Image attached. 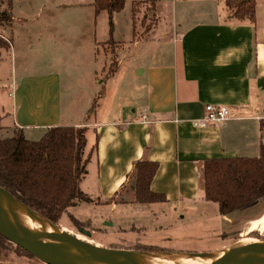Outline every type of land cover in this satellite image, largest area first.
Segmentation results:
<instances>
[{
    "label": "crops",
    "instance_id": "1",
    "mask_svg": "<svg viewBox=\"0 0 264 264\" xmlns=\"http://www.w3.org/2000/svg\"><path fill=\"white\" fill-rule=\"evenodd\" d=\"M76 1L75 5L85 12L81 20L73 17L70 24L52 21L64 6L56 0L49 9L38 3L35 18H29L26 9L17 15L12 7V47L6 55L0 52V68L9 65L13 77L20 63L21 73L8 87L3 89L0 85V124L5 131L23 130L26 139L37 135L41 139L53 127L84 128L89 161L79 186L93 201L89 205L112 206V210L135 205L166 207L144 212L133 208L130 213L136 216L127 218L134 227L116 221L121 231L138 229L155 233L184 225L187 214L193 212L197 203L206 202L205 160L259 156L260 123L264 120V10L261 8L264 2L256 1L255 23L232 17L228 9L223 12L224 18L215 21L199 19L178 28L175 20L174 31L163 30L161 34L160 41L171 47L167 54L163 45L147 54L139 50L151 41L157 27L144 37L134 38L133 32L119 36L115 26L114 37L123 46L118 53L126 45L133 46L137 52L118 58L112 77L120 76L122 60L128 59L131 71L122 80L127 78L132 88L127 104L122 102L113 110L102 109L99 114L100 108L98 112L95 109L100 91L94 86L86 94L87 100L83 92L76 91L74 86L80 75L75 69L77 64H72L87 62L89 69L85 70L91 73L90 82H93L98 71V48L107 38L104 33V39H98V22L101 17L109 16L106 12L95 16L94 0ZM12 6L15 7V0ZM121 13L115 14L114 20ZM16 23L26 32L19 50L13 42ZM38 47H44L43 55L47 58L52 55L70 62L65 90L64 75L38 71ZM104 57L102 64L106 65V54ZM2 79L0 76V84ZM207 105L227 107L230 118L220 125L196 127L194 122L203 118ZM95 113L92 121L90 116ZM90 133L91 146L87 147ZM141 161L158 164L151 191L165 196V202L136 203L134 173L135 165ZM79 222L92 226L90 220ZM96 230L103 231L100 227ZM258 231H264V211L251 221L248 229L251 234ZM18 258L21 262H17ZM5 263L36 264L9 250L5 254L0 252V264Z\"/></svg>",
    "mask_w": 264,
    "mask_h": 264
},
{
    "label": "rangeland",
    "instance_id": "2",
    "mask_svg": "<svg viewBox=\"0 0 264 264\" xmlns=\"http://www.w3.org/2000/svg\"><path fill=\"white\" fill-rule=\"evenodd\" d=\"M15 0V7L12 6L17 15L22 14V10L26 9L29 18L37 17L38 13V3L46 6V9L51 8L54 0ZM61 5V11H57L53 16V22L70 24L73 20V17L81 20L83 17L84 10H80L79 6L75 5L76 0H56ZM227 0H135L132 3V0L128 2V7L123 13L118 15L114 21V26H117V33L119 36L123 37L128 35V32L134 33V38L137 36L144 37L149 34L151 30L155 27L156 30L151 34V41H148L147 45L140 47V52L147 54L151 50H158V46L163 45L165 53L171 51V47L168 48L167 44H163L161 34L163 30L170 29L174 31V21H177L178 28L183 27L186 23H191L195 20L204 19V20H217L222 16L225 17L224 13L227 10L226 7ZM8 0H0V9H4L7 5ZM264 2V0H263ZM72 3V4H71ZM264 10L262 5L261 7ZM232 13V12H231ZM45 16V14H44ZM43 16V17H44ZM47 17V16H46ZM109 19L107 16L101 17L98 22V32L97 37L99 40L104 39V33L107 38L105 42L100 44L98 48V61L96 62V67L98 68L97 73H94L93 82L91 80V73L85 69H89L87 62H75L77 67L75 68L80 75L77 84L74 86V89L85 94L86 100L88 99L87 93H90L94 86L99 90V97L97 98V107L95 109L99 114L102 109H112L115 108L118 104L122 102L127 104L129 98V93L131 92V84L129 80L123 79V76L131 71V64L129 60L123 59V65L121 66L118 74L120 76L114 78L113 75L109 74V71L112 67L115 66L117 60L121 59L123 55L129 54L130 52L135 51L131 45H126L124 49L118 53V49L122 46L119 40L114 37V34L108 38V25ZM13 42L15 43V49L19 50V44L25 38V33L23 32L21 25L16 23L13 25ZM114 28V33H115ZM132 30V31H131ZM11 29L6 26L0 25V34L5 38L11 37ZM66 33V32H65ZM69 33V31L67 32ZM43 34V32L41 33ZM42 41V39H38ZM166 42V41H165ZM172 46V40L169 41ZM40 46V45H38ZM137 48V47H136ZM44 47H38V71L43 73H58L59 75H64L66 78H62V84H64V90L66 88L65 82L68 81L67 68L69 67L70 62H62L61 60L55 59V56L46 57L43 55ZM0 52L3 55H6L5 50ZM117 53L119 56L117 57ZM107 56L106 65L102 64V61L105 60L104 56ZM55 57V58H54ZM9 58V57H8ZM119 58V59H118ZM10 63V60L7 59ZM20 63L17 64L16 72H14L13 77L11 76V69L8 65L7 67L0 68V76L3 77L2 85L3 89L8 87L11 82L19 77L21 73L19 71ZM63 76V77H64ZM96 76V79H95ZM83 77V78H82ZM122 80V81H121ZM81 102H84V98L81 99ZM86 102V101H85ZM92 114V113H91ZM95 114L91 115V120L95 118ZM112 113H110V116ZM11 132L6 133L3 131L0 135L1 137L6 134H12ZM38 134V132H37ZM89 137V138H88ZM87 147L91 146L92 134H88ZM38 141V135L29 138L28 140ZM35 139V140H32ZM40 140V139H39ZM87 148L85 149L86 152ZM88 157L87 154H84V158ZM83 179V178H82ZM81 182V181H80ZM80 185V184H79ZM80 188V186H79ZM136 206V205H135ZM116 207L112 210L111 207H99L97 205H89L81 200L76 201V205L69 209V213L79 221L90 220L92 226L96 228H101L103 231L98 232L96 228H93L88 223H82L84 231H88L90 236H85L79 231L80 226H75L69 216H64L60 221L58 228L66 229V233L74 236L79 241H86L91 244L97 245L102 248H112V249H132L138 245L146 246H158L159 249L167 252L173 253H196V254H207V253H216L218 250H223L227 248H232L237 246L243 240H257L264 239V231L248 233L249 226L251 221L259 217L260 214L264 211V200L260 201L253 207L242 211L234 213L227 217H222L219 214V209L216 204L213 203H197L194 207L192 213H188L184 222V225L170 229L169 231H157L152 233L151 230L145 232L144 230L138 229H129L126 231H121L117 227L116 221H120L123 226L128 228H133L132 223H128L127 216L135 217L136 215L130 213L133 208H141L139 210H150L151 208H156L157 210L164 209L165 206L161 207ZM191 207V206H189ZM147 208V209H145ZM129 212L127 214L126 212ZM133 212V211H132ZM146 215V214H144ZM108 220V222H107ZM135 224V223H134ZM131 226V227H130ZM174 225H172L173 227ZM127 229V228H126ZM251 238V239H248ZM6 250L14 252L17 256L26 257V261L29 263L42 264L35 258H30L25 256L23 253L15 249V245H5ZM5 256V255H4ZM5 259V257H2ZM17 262H21L19 258ZM11 264V263H5Z\"/></svg>",
    "mask_w": 264,
    "mask_h": 264
},
{
    "label": "trees",
    "instance_id": "3",
    "mask_svg": "<svg viewBox=\"0 0 264 264\" xmlns=\"http://www.w3.org/2000/svg\"><path fill=\"white\" fill-rule=\"evenodd\" d=\"M127 0H94L95 16L108 14L109 37L114 34V15L125 9ZM257 0H227L226 7L232 17L255 23ZM13 24L12 0L0 9V25ZM12 37V36H11ZM0 34V50L9 51L12 38ZM117 63L109 71L113 75ZM5 131L0 124V135ZM9 133V130L5 131ZM261 145L259 156L233 159H209L203 163L205 201L218 206L222 217L245 211L264 199V120L260 123ZM86 130L72 126L48 129L38 141L25 138L21 129L0 139V187L12 194L21 204L58 226L64 216H69L75 226L84 230L69 209L77 200L87 204L93 201L84 195L79 184L86 175L89 157L84 158ZM158 164L141 161L135 165L134 192L138 204L166 201L165 196L151 191V183ZM251 239V238H248ZM255 240V239H253ZM13 245L0 235V252L5 245ZM14 246V245H13ZM15 249L33 258L19 247ZM131 251L165 252L157 247L138 245Z\"/></svg>",
    "mask_w": 264,
    "mask_h": 264
},
{
    "label": "water",
    "instance_id": "4",
    "mask_svg": "<svg viewBox=\"0 0 264 264\" xmlns=\"http://www.w3.org/2000/svg\"><path fill=\"white\" fill-rule=\"evenodd\" d=\"M7 200L14 207L17 215L16 233L11 227V220L4 206ZM26 209L35 220L49 228L59 239L65 238L58 246L47 244L33 229L30 228L24 216ZM85 236L88 231L81 230ZM0 235L7 241L21 248L42 264H138L132 256L136 254H186L196 253H167L139 252L125 249L102 248L86 241H79L74 236L64 232L58 226L50 223L44 217L21 204L12 194L0 187ZM226 264H264V239H257L240 247L228 248ZM213 256L214 253H207Z\"/></svg>",
    "mask_w": 264,
    "mask_h": 264
},
{
    "label": "bare ground",
    "instance_id": "5",
    "mask_svg": "<svg viewBox=\"0 0 264 264\" xmlns=\"http://www.w3.org/2000/svg\"><path fill=\"white\" fill-rule=\"evenodd\" d=\"M4 206L11 220L12 229L16 233H19L17 231V225H16L17 215L14 207L7 200H4ZM23 210L26 214L24 218L27 221L30 228L33 229L47 244L52 246H58L62 242H68V240L65 238L59 239L58 237H56V235L49 228L39 224L35 220V218H33L32 215L27 212L26 209ZM63 231L67 232L65 230ZM252 241H256V240H244L241 243H239L237 247H240ZM228 252L229 249L227 248L214 253L213 256L208 254H201V255L136 254L132 256V258L138 264H226V262L228 261Z\"/></svg>",
    "mask_w": 264,
    "mask_h": 264
},
{
    "label": "built area",
    "instance_id": "6",
    "mask_svg": "<svg viewBox=\"0 0 264 264\" xmlns=\"http://www.w3.org/2000/svg\"><path fill=\"white\" fill-rule=\"evenodd\" d=\"M230 118V111L227 107L221 105H207L203 118L196 120V127H208L211 125H220Z\"/></svg>",
    "mask_w": 264,
    "mask_h": 264
},
{
    "label": "flooded vegetation",
    "instance_id": "7",
    "mask_svg": "<svg viewBox=\"0 0 264 264\" xmlns=\"http://www.w3.org/2000/svg\"><path fill=\"white\" fill-rule=\"evenodd\" d=\"M165 252H167V251H165ZM167 253H173V252H167Z\"/></svg>",
    "mask_w": 264,
    "mask_h": 264
}]
</instances>
